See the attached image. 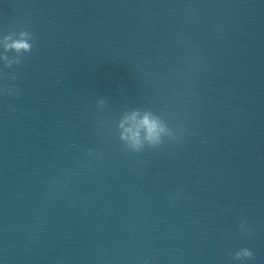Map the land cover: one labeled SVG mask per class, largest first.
<instances>
[{
	"label": "clouds",
	"instance_id": "clouds-1",
	"mask_svg": "<svg viewBox=\"0 0 264 264\" xmlns=\"http://www.w3.org/2000/svg\"><path fill=\"white\" fill-rule=\"evenodd\" d=\"M13 47H15L17 50H21V49L28 50L30 45H28L23 41H20L14 44ZM143 124L149 129L150 138L155 137L157 134V126L155 122L150 121L147 117H145ZM245 255H251V253L245 251Z\"/></svg>",
	"mask_w": 264,
	"mask_h": 264
}]
</instances>
